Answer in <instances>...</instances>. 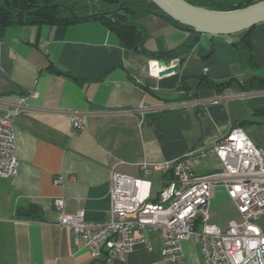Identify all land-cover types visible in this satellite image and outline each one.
<instances>
[{
    "label": "crops",
    "instance_id": "0c3cea01",
    "mask_svg": "<svg viewBox=\"0 0 264 264\" xmlns=\"http://www.w3.org/2000/svg\"><path fill=\"white\" fill-rule=\"evenodd\" d=\"M129 19L148 31L149 51L171 52L191 34L159 14ZM240 39L200 34L186 55L165 60L183 64L160 75L162 59L128 49L102 22L8 27L0 38V113L13 121L19 171L0 179V264H95L74 229L58 224L57 199L67 214L84 210L87 220L101 222L110 217L113 172L141 177L142 163L192 152L189 166L209 174L222 168L213 140L231 126L264 147V22L251 31L250 48ZM203 79L225 85L204 86ZM164 103L181 105L159 108ZM141 105L156 109L142 114ZM73 114L83 130L75 129ZM149 177L155 194L169 173ZM33 203L41 217L18 215ZM209 216L222 229L242 219L223 185L212 190ZM145 234L149 246L137 245L118 264H205L193 240L171 261L161 254L163 233Z\"/></svg>",
    "mask_w": 264,
    "mask_h": 264
},
{
    "label": "built area",
    "instance_id": "2783aa9c",
    "mask_svg": "<svg viewBox=\"0 0 264 264\" xmlns=\"http://www.w3.org/2000/svg\"><path fill=\"white\" fill-rule=\"evenodd\" d=\"M180 105L164 103L159 108ZM154 109L139 108L142 114ZM72 117L75 129L83 130L80 117ZM14 147L12 118L0 113V179L18 174ZM211 151L219 156L222 168L209 174H197L189 166L186 159L192 152L174 161L142 163L141 177L113 172L108 219L89 221L84 210L67 214L65 200L60 198L55 201L58 224L74 229L95 264H118L137 245L149 246L147 231L163 233L161 254L171 261L181 258L184 241L193 240L205 264H264V230L256 223L264 221V147L253 143L240 127L231 126L227 135L213 140ZM157 172L169 173V177L154 194V180L149 176ZM217 185L225 186L242 216L240 221H230L226 229L210 222L209 202Z\"/></svg>",
    "mask_w": 264,
    "mask_h": 264
},
{
    "label": "trees",
    "instance_id": "16d2710c",
    "mask_svg": "<svg viewBox=\"0 0 264 264\" xmlns=\"http://www.w3.org/2000/svg\"><path fill=\"white\" fill-rule=\"evenodd\" d=\"M188 1L209 9L231 10L246 7L260 0H209L204 3ZM136 12L159 14L176 26L189 30L191 34L185 44L171 52L149 51L145 47L148 31L129 19L130 14ZM90 21L102 22L120 37L128 49L153 59L170 60L186 55L197 43L200 35L165 15L149 0H0V38L10 26L46 24L71 26ZM253 28L240 33L241 39L237 43L241 47H251L249 35ZM50 69L61 72L54 66H50ZM202 85L222 86L225 83L208 82L203 79Z\"/></svg>",
    "mask_w": 264,
    "mask_h": 264
},
{
    "label": "water",
    "instance_id": "95a60500",
    "mask_svg": "<svg viewBox=\"0 0 264 264\" xmlns=\"http://www.w3.org/2000/svg\"><path fill=\"white\" fill-rule=\"evenodd\" d=\"M149 1L156 4L165 15L200 34L236 35L264 22V0L231 10L209 9L188 0ZM183 62L184 58H179L168 66L165 60H159L158 65L164 67L160 75L172 72ZM18 215L41 217L43 210L33 203L27 209L19 210Z\"/></svg>",
    "mask_w": 264,
    "mask_h": 264
},
{
    "label": "rangeland",
    "instance_id": "374dc122",
    "mask_svg": "<svg viewBox=\"0 0 264 264\" xmlns=\"http://www.w3.org/2000/svg\"><path fill=\"white\" fill-rule=\"evenodd\" d=\"M197 2H200V3H204L205 1L206 2H209V0H195ZM260 227H262V229L264 230V221L263 219H259L257 222H256Z\"/></svg>",
    "mask_w": 264,
    "mask_h": 264
}]
</instances>
